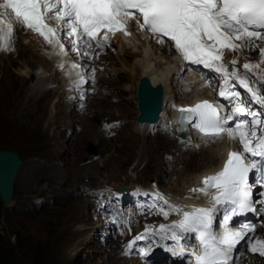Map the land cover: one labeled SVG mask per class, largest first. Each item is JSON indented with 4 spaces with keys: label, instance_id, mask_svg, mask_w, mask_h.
Here are the masks:
<instances>
[{
    "label": "snow or ice",
    "instance_id": "1",
    "mask_svg": "<svg viewBox=\"0 0 264 264\" xmlns=\"http://www.w3.org/2000/svg\"><path fill=\"white\" fill-rule=\"evenodd\" d=\"M0 10L14 15L16 26L36 32L49 44H58L62 50L63 33L72 45L71 52L82 56H90L89 49L109 47V34L123 31L130 35L126 26L134 20L158 43L170 42L184 61L219 76L225 82L219 95L235 105L231 113L222 116L211 103L203 101L194 108L180 109L185 114L182 123L195 120L192 126L208 138L227 134L239 141L242 151L230 152L223 170L206 177L203 187L192 190L204 195L214 190L210 201L213 207L182 212L183 218L171 228L160 225V233L172 232L170 238L176 241L183 237L178 236L175 229L195 234L200 252L193 253L194 264H234L237 245L246 237L249 238V250L264 257V241L250 239L256 224L241 223L239 228L243 230L229 226L235 217L259 212L256 202L264 205V199L256 202L252 199L257 183L260 196L264 197V112L251 107L256 104L264 109V93L255 87L257 83L264 84V75L254 71L264 64V44L254 42H264V0H0ZM3 14L0 12V16ZM50 20L55 23L50 24ZM0 25H5L3 19H0ZM6 29V33L0 34V48L10 50L7 39L14 34L13 23L8 22ZM244 48H258L260 60L255 64L244 63V74L241 75L236 59L224 62V52H239ZM71 67L77 69L80 66L74 62ZM261 72L264 73V69ZM77 75L83 78V70ZM237 88L248 94L247 101L241 99L242 92ZM234 120V127L229 126ZM257 173H260L258 181L254 179ZM220 209H224V231L217 235L213 223ZM159 214L167 218L169 212L160 209ZM137 239H143V236ZM141 253L145 257L150 254L144 249ZM180 254H183V248Z\"/></svg>",
    "mask_w": 264,
    "mask_h": 264
},
{
    "label": "rangeland",
    "instance_id": "2",
    "mask_svg": "<svg viewBox=\"0 0 264 264\" xmlns=\"http://www.w3.org/2000/svg\"><path fill=\"white\" fill-rule=\"evenodd\" d=\"M64 38L62 36V39ZM258 42L264 44L262 41ZM19 43L14 51L7 53L6 58L0 57V69L9 66L6 69H9L14 82L11 86L9 82L3 80L5 75H0V151L16 152L24 160L23 168L14 184V205L28 206L34 204L37 198L47 199L48 202L32 212L20 213L2 210L0 202V249L6 251L13 246L22 247L27 243L31 246L29 239L33 238L41 245L45 244V248L44 245L42 247L32 245L34 248L32 255L27 258L16 256L18 264H133L135 259L131 262L119 259L121 253L119 250L115 251L117 247L110 236L107 237V245L99 242L98 235L103 230L99 222L102 221L93 215L95 213L91 211L89 200L78 191L84 186H108L107 184L122 186L133 182L135 178L139 180L148 173L140 171L139 168L155 159L158 161L163 154L162 151L171 153V148L174 149L173 144L160 141L158 146L153 145L152 151L147 154L148 158H145L149 159L148 162L140 164L138 158L146 154L142 150L136 158L138 144L131 142L140 143V140L130 141L128 136L124 139L123 136H117L109 142L98 130L100 119L109 117L132 121L134 124L132 130L135 131L137 110L135 90H132V94L125 92L117 104L109 99L90 96L85 104V108L90 109L88 111H78L75 100L71 101L70 98L67 100L64 87L55 88L58 91L55 93L53 89L52 92H48L49 97L45 95L39 103L33 104L32 101L39 96L37 93L42 91L47 93L46 90L31 91L33 87L29 80L30 73L42 71L43 63L37 60L28 75H18L16 72L19 61L27 60L29 55L31 56L30 53H37L35 50L33 52L24 50V53H20ZM144 44L160 57L163 54L158 47L151 45L148 38H144ZM23 45L28 46V43ZM242 50L254 53L252 57L259 55L258 48ZM100 56L107 59L106 64L99 58L96 63L107 65L108 68L113 67L112 65L116 69L122 67L115 56L106 53H100ZM164 56L172 60V55ZM2 62L6 65L1 67ZM83 63L86 64L84 61ZM155 63L159 64V60ZM126 78L125 81L115 83L120 92L130 81L127 75ZM46 80L60 83L58 76ZM98 99L101 102L98 103ZM135 137L138 139L136 134ZM139 138L147 140L146 137ZM153 143L151 140L150 144ZM89 146H94L96 156L87 154ZM93 157L96 159L91 160ZM6 210L10 214L5 212ZM89 214L92 215L91 219L86 218ZM245 263L264 264L257 258L251 263L246 259L242 264Z\"/></svg>",
    "mask_w": 264,
    "mask_h": 264
},
{
    "label": "bare ground",
    "instance_id": "3",
    "mask_svg": "<svg viewBox=\"0 0 264 264\" xmlns=\"http://www.w3.org/2000/svg\"><path fill=\"white\" fill-rule=\"evenodd\" d=\"M0 12H3V11L0 10ZM0 19H3L5 21V25H0V30H2L3 28L6 29V24L8 22H12V21H9L8 17L4 14H3V16H0ZM49 23L54 24L55 21H52ZM13 25H14V34L12 36H10L11 40L13 42V51L16 49L15 47H16V45L18 46V43L20 41V43H19L20 44V47H19L20 53H24V50H27L29 52H33L35 50L37 52L36 54L30 53L31 56L29 55V58L27 60H24L21 62L19 61V63H18L19 68H18L16 73H18V75H21V76H26L29 74V72H31L32 68H34L33 66L37 63V60H39L41 63H43V67H41L43 69L41 72H39V70H37L33 74L30 73V76H29L30 83L36 84V86L33 87V89L31 91H33L35 89H38V91L45 90L46 85L53 83V81L49 82L46 79L51 78L53 76H56V77L58 76V80L62 84L61 87H63V85L67 86L68 84H66V79L64 77V73H67L70 70H74L76 72H80L81 70H83V73H84L83 79L86 80L87 77L91 76L92 72H94L93 78H94V81H96V83H97L96 86H98V89H100V91L102 88L105 89L104 91H106V92L98 93L97 97H100L99 99H107L108 98L109 100H112V99L120 100V98L123 97V94L125 92L131 93V94L133 93L132 90H135L137 92L138 87H139V85H138L139 82L141 83L142 77L146 76L150 79L152 85L160 84L165 89V91H164V108H163V112L161 114L159 123L162 122V120H164L166 118L171 119V117L168 113V101L172 100V98L175 99L178 103L184 104V103L190 102L193 98L202 97L204 95L209 96L208 91H204L203 93L197 91L196 89H198L199 84L192 82L190 84L189 88H191V92L193 93L192 95H194V96L188 97L190 94H187V95H185L184 98H181L179 96V92H177L175 90V88L179 87L180 88V95H182L181 94V90H182L181 78H182L183 74H179V73L175 74L174 72L176 69H179V66H177V68H176L173 60L169 59V57L166 58V56H164V54H166V55L170 54L171 55L170 49L168 48V46H160L157 41H155V40L152 41L151 39H149L151 42V45L158 47L159 50H161V52L163 54L160 57L158 54L154 53V51L147 48L146 44H144V38H146L144 36V34L141 33L138 30V27L134 26V24H132L130 21L127 23V30H128V33H130V35L126 34L125 36L118 38L117 41H114L115 43L111 44L106 49V54L107 55H109V54L113 55V57L115 56L119 65L122 66L121 68L119 67L117 69L115 68L114 65H112L113 67L108 68L107 65H102V64L96 63L95 61L97 60V58H99V60H101V62L104 61V64H106L107 59L100 56L99 52L95 51L94 48L88 50L90 52V56L77 55L76 53H75L76 56H74L70 50L72 45L70 43H68V40L66 38L62 39L63 33H61V42L64 44V50H62L58 44H49L48 42L45 41V39L43 37L33 35L29 31L19 30L16 28L14 23H13ZM6 31H7V29H6ZM0 33H2V31H0ZM258 41L259 40H256V44H260ZM24 43H28V46L24 47V45H23ZM152 43H154L155 45H153ZM121 54H122V56H121ZM252 54H254V53H252V52L247 53V52L241 50L239 52L227 54L226 58H228V60L236 59L238 62L246 61L247 63L255 64L260 60V55H258L257 57H252ZM6 55H7L6 52L0 50V57H5ZM157 60H159V64L155 63ZM83 61L86 64H84ZM74 62L80 66V69H78V68L73 69L71 67L72 63H74ZM4 65H6V64H4V63L1 64V67ZM6 67L9 68V66H5V69L4 68L2 70L0 69L1 70L0 75H5L3 80L9 82L8 84L13 86L14 82L10 77L9 69H6ZM59 69H62V70L60 71ZM261 69H264V64H261L260 68L255 69V70L257 72L261 73V75H264V73L261 72ZM61 73H63L62 77H61ZM126 75L128 77V81L130 80L128 82V83H130V85L127 83L125 85V88H122L121 92H120V90L116 87L117 84H115V83L127 80ZM59 78H61V79H59ZM109 79H110V82H109ZM174 79L178 80V81H176V86H174V81H173ZM14 81H15V79H14ZM55 84H56V82H55ZM53 89H54V87L50 90V92H52ZM31 91H30V93H31ZM53 92L55 93L58 91H57V89H55V91L53 90ZM49 95L50 94H47L48 97H49ZM65 96H66L67 100H69L68 98H70V97L67 96V94H65ZM77 96L86 99L89 96V92L85 91L83 94H78ZM77 96L75 95V98H74L75 101H78ZM135 97H137V94H134V100H135ZM99 99L97 101L98 103L101 102V101H99ZM135 103H136L135 105L137 107V100L135 101ZM65 104L67 105V101ZM68 106H71V105H68ZM18 107H19V105H17V108ZM86 110L88 111L90 109H87V107H86L84 109V111H86ZM135 114L137 116L138 110L135 111ZM115 116H118V115H115ZM137 127H138V128H136L137 130L141 129V127H144L146 130V129H148L149 125L148 124L137 125ZM98 130L102 133L103 137L106 140H108L109 142H111L112 141L111 139H113V138L116 139L117 136H123V139L126 136H128V137H130V139H129L130 141L132 139L133 140H140V143L139 142L135 143V142L131 141L132 144H138V146L136 147V148H138V151L136 153V158H138V156H139V154H141L140 152L142 150L146 154L145 156L142 157V155H141L140 158H138L140 164L142 162H144L145 160H147L145 158H148L147 154H149L152 151L153 145L156 144V146H158L160 141L165 142L164 139H158V138H160L158 135L153 136L152 137L153 139L147 138V140H141L138 136H137L138 139H136L134 131L131 132L130 125L128 123L124 124L123 126H121L118 129H114V127L112 126L111 131H112L113 135H115L112 138L108 137V135H107L108 132H107L106 128H104V130H102V129H98ZM141 137H144V136H141ZM166 139H167V141H171L170 138H168V137H166ZM151 140L154 141L153 144H150ZM141 141H142V143H141ZM222 149H223V146H219L216 149V145L207 147L205 149H201V150H199V152L201 153V155H199V159L195 158V157H191V155H196V152H187L188 155H190L188 157H186V156L184 157L183 156L184 154H180L178 157H176L175 163L181 164L182 169L181 170H176V169L174 170L173 169L171 172L174 175H177L178 178H181L183 176L184 172H187L188 175L185 177H182L180 179V181H181L180 185L175 184L171 187V190L175 191V192H171V193H173L176 196L181 197L187 188L191 187V185L198 184V180H197L196 176L205 170L214 169L213 167L217 163H219V161H220ZM148 160H147V162H148ZM154 161H155V164H157V166L162 165L165 167L167 165L165 163H160L159 159H158V161H156V159L153 160V162ZM134 170H135V168H134ZM140 171H142V170H140ZM137 174H138V172H137ZM166 177H168V174H166ZM134 178L135 177L133 176L132 179H134ZM139 180H137V178H135V180H133V182H131V183L138 182ZM107 185L108 186H114V187H116V186L121 187L120 185H112V184H107ZM168 192H170V191H168ZM194 202L198 205L201 204V200H197ZM257 213H259V212H257ZM86 218L91 219L92 215L89 214V216H87ZM93 218H94V216H93ZM259 222L264 226V215L261 214V219H259ZM85 223H88V221H85ZM99 223L102 225L101 222H99ZM256 234L261 236V237H264V229H258L256 231ZM117 250H119V249L116 248L115 251H117ZM119 252L121 253L120 250H119ZM118 257L120 260H126V261H130V262L132 260V259H130V260L127 259L122 253ZM255 259H256V257H248L247 261L249 260V262L251 263ZM257 260H259V259L257 258ZM133 264H142V263H140L139 260L135 259Z\"/></svg>",
    "mask_w": 264,
    "mask_h": 264
},
{
    "label": "water",
    "instance_id": "4",
    "mask_svg": "<svg viewBox=\"0 0 264 264\" xmlns=\"http://www.w3.org/2000/svg\"><path fill=\"white\" fill-rule=\"evenodd\" d=\"M161 89H153L147 78H142L137 90L138 122L155 123L161 110ZM23 165L21 157L13 151H0V198L4 206L10 202L18 172Z\"/></svg>",
    "mask_w": 264,
    "mask_h": 264
},
{
    "label": "trees",
    "instance_id": "5",
    "mask_svg": "<svg viewBox=\"0 0 264 264\" xmlns=\"http://www.w3.org/2000/svg\"><path fill=\"white\" fill-rule=\"evenodd\" d=\"M29 244L33 247H35V245H40L42 247V245H44L45 248V244L39 243L36 239L30 238L29 239ZM28 245L22 246L20 247L19 245L17 246H13L12 249H6V251H4L3 249H0V264H18L17 261V257L16 256H23L25 258H27L29 255H32V253L34 252V248ZM10 250V251H9Z\"/></svg>",
    "mask_w": 264,
    "mask_h": 264
}]
</instances>
